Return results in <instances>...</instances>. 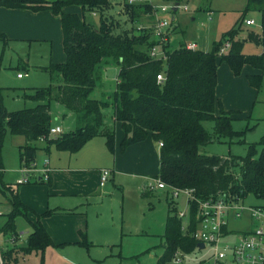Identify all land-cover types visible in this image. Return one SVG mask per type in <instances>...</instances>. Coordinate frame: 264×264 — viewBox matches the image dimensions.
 Returning <instances> with one entry per match:
<instances>
[{
  "label": "trees",
  "instance_id": "obj_1",
  "mask_svg": "<svg viewBox=\"0 0 264 264\" xmlns=\"http://www.w3.org/2000/svg\"><path fill=\"white\" fill-rule=\"evenodd\" d=\"M164 1L181 3L183 0ZM72 6L81 8L82 16L65 11ZM0 8L50 11L60 16L66 56L64 63H51L44 68L49 72L52 82L61 78L60 84L37 88L34 95L25 96L38 103L35 108L9 112L1 105L2 167V149L7 133L26 139L27 144L19 149L21 169L31 168L36 162L40 150L37 144L41 140L46 142L47 150L55 148L74 154L90 140L101 136L106 138L107 147L113 153L115 133L104 129V110L112 107L114 118L121 124L125 134L122 151L145 141L149 136L157 144L163 143L159 155V174L154 178L171 187L194 189L198 199L230 193L243 200L252 195L264 201V137L259 143L249 146L245 157L200 153L203 146L222 139L232 142L246 134L233 130L234 112H226L217 96L218 65L220 61L226 62L235 75H239L245 65L257 70L264 69V0H247L236 26L224 33L210 51L193 50L180 45L175 50L164 51L166 60L151 56V50L160 47L153 31L113 33V22L103 18L104 12L111 8L110 0H0ZM127 8L133 20L152 15L154 10L147 3ZM94 12L100 14L99 27L86 20L85 14ZM249 12L261 14L262 33L250 32L246 40L238 39L241 24H244ZM209 13H212L210 9ZM7 40L6 35L0 33V41ZM246 42L260 46L262 54H244ZM225 43H230V49L226 54H221ZM141 47L146 50L143 51ZM110 67L119 69L112 100L94 99L92 96L102 84L103 73ZM159 74L164 75L163 81L157 80ZM248 80L253 87H260V76L248 75ZM54 101L77 116L78 127L75 131L57 136L50 134L53 128L51 104ZM204 122L214 123V133L205 129ZM3 177H0V191L8 204L12 205L4 232L18 241L16 220L20 217L28 219L26 212L31 209ZM42 183L49 185L51 177ZM143 195L150 196L152 193L144 192ZM167 203L168 216L164 242L161 244L163 253L158 257V264H171L178 253L188 255L199 248V242L191 237L196 228L198 204H192L190 224L184 231L176 203L170 198ZM259 207L264 208V205ZM52 214L53 211H48L42 216ZM32 228L33 232L25 241L24 248L19 251L11 249L5 253L6 264H19L20 251L27 255L41 253V264H44V253L54 243L40 218L32 224ZM80 238L79 244L88 248L87 234L80 231Z\"/></svg>",
  "mask_w": 264,
  "mask_h": 264
},
{
  "label": "rangeland",
  "instance_id": "obj_2",
  "mask_svg": "<svg viewBox=\"0 0 264 264\" xmlns=\"http://www.w3.org/2000/svg\"><path fill=\"white\" fill-rule=\"evenodd\" d=\"M151 1L153 2L150 3ZM127 2V0H122V2L120 0H111V8L103 14L104 19L113 22V33L121 34L132 30L141 33L144 31L152 32L151 27L155 23L154 11L152 15L133 20L127 8L131 5ZM135 2L136 5L140 1L135 0ZM142 2L153 6L165 3L164 0H145ZM181 5H186L188 11L178 10L174 15L176 19L171 18L172 23L179 32L171 34L167 43L159 41L158 53L160 57L156 58H164L162 57L164 51H172L179 48L180 45L187 46L188 43H197L198 50L210 51L213 48V44L219 42L224 33L236 26L246 8L247 0H183ZM210 8L213 9V13H209ZM78 13L81 14V11L79 10ZM94 13H97V22L95 24H93L95 18L91 15L87 14L86 19L90 22L93 21V26L99 27L100 14L98 12ZM250 18L256 24L253 26H247L245 23L241 24L238 39L246 40L250 32L262 33L261 14L249 12L246 19ZM148 21L151 23L149 24ZM140 27H143V29H140ZM147 27L149 30H147ZM153 35L155 39H158L155 34ZM165 46L168 47L163 49ZM54 49L55 46H52L51 42L0 41V108L3 105L9 112L35 108L38 103L26 99L25 96L34 95V90L37 88L61 83V78L52 82L49 72L44 70L52 62L58 63V57H51V51ZM140 49L146 50L144 47ZM243 53L246 55H261L262 48L254 43L246 42ZM19 73L24 74L25 78L23 80L18 78ZM115 75L116 71L113 73L109 72L106 76V81L109 83L104 85V87L111 93L109 97H113L116 89ZM248 75L261 77L259 88H255L250 84ZM103 91L104 89L96 90L92 97L106 100V94L102 96ZM216 92L217 96L222 100L224 110L226 112H234L232 114L234 118L232 122L233 130L246 132V134L242 138H235L232 142L228 139H222L203 146L200 148V153L222 157L230 155L245 157L249 146L259 143L264 137V69L257 70L245 65L242 72L239 75H235L226 62L220 61ZM65 111L67 110L62 105L55 101L52 102L53 123L57 122L61 127L65 125V130H69L67 129L70 128L69 118L63 121ZM111 113H114L112 107L104 110L106 124H110L112 121ZM203 125L208 132L214 133L213 122H204ZM108 126L110 127V125ZM103 141L104 139L99 136L93 142L95 143L93 144L95 149L90 146V148L84 150L80 161L89 166L113 169L114 155L102 146L101 153L100 148L99 150L97 149V144L102 145ZM151 142L154 144L153 141ZM25 144L26 139L23 136H14L7 133L2 149V160L6 169V178L10 181H17L20 176L19 149ZM42 144L46 145V142L39 141V145ZM118 152L120 155L124 153L121 150ZM53 153V156H55L56 152ZM157 153L158 150H156V155ZM44 155V152H42L36 159L35 163L39 169L43 167L44 161L48 158L46 155L44 157ZM156 158L158 159V156ZM157 159L150 163L147 161L146 163L125 161L124 167L120 168V158V169L117 168V170L119 172L123 170V172L114 174V177L111 174L107 181L111 190L109 191V188L105 190L107 195L100 200L103 202L101 203L102 205L99 204L104 209L105 220H107L109 226V235L106 238H94L98 240V243H95L98 245L93 246L92 241L88 237L87 240L90 244L88 248L80 246V248L72 247L70 250L55 252L56 254L51 257L48 264H156L158 256L163 253L161 242L165 234L168 216L167 199L170 197H167L164 191L150 192L147 188L144 191L150 192L152 195L144 196L143 190L140 191V186L148 183L149 179L145 177L159 174ZM9 186L18 191L19 195L20 192L21 194L23 193L24 200L37 205L39 208L47 206L48 201L58 199V197H50L53 193L50 186L46 183H30L21 186L10 184ZM105 191L103 189V193ZM177 202L175 203L179 210L186 209L185 197L180 199V204ZM244 204L246 207L257 208L259 205H264V201L250 195L244 200ZM3 207L6 214H10L12 205L9 203ZM26 216L30 221L24 217L16 220L19 240L12 249L17 251L25 247V241L33 232L32 224L36 223L40 218V215L32 209L26 212ZM6 224L4 222V225ZM228 228L233 239V237H237L234 234L237 235L255 229L256 222L253 223L251 221L248 210H245L240 219L229 218ZM113 243H115V246L110 245ZM154 252H156V255H153ZM178 254V259H181V261L177 264H216L210 260L207 251H199V248L188 255ZM43 257L45 264V253ZM41 262V253L27 255L24 251L19 252V264H41ZM171 264L176 263L172 262Z\"/></svg>",
  "mask_w": 264,
  "mask_h": 264
},
{
  "label": "crops",
  "instance_id": "obj_3",
  "mask_svg": "<svg viewBox=\"0 0 264 264\" xmlns=\"http://www.w3.org/2000/svg\"><path fill=\"white\" fill-rule=\"evenodd\" d=\"M47 1L53 2L55 0ZM120 1L122 2V0ZM138 1H140L139 3H141L145 0ZM79 10L81 11V8L72 6L67 8L65 11L68 13H76L82 16V12L81 14L78 13ZM210 12H214L212 8H210ZM176 13L177 12H175V14ZM87 14L95 18L94 23L93 21L88 22L91 24H95L97 22V14L95 16L93 14L86 13L85 16ZM173 19H176V16H174ZM148 23L150 24L151 22L148 21ZM176 28L177 27H175L173 24L172 34L175 32H179L178 30H176ZM0 33L6 35L8 41L13 40L19 42L37 43L51 42L52 46H55V49L51 51V57H58V63H64L66 60L63 48L61 18L60 16L54 15L50 11L32 12L29 10H10L6 8H0ZM193 44H196L198 49V44ZM187 45H190V43H188ZM205 51L208 52L209 50ZM28 62H30V60H28ZM114 71H116L115 82L117 83L119 69L117 67H110L104 71L102 84L97 89V91L104 89L102 96L106 94L107 99H111V97H109V94L111 93L106 90V87H104V85H107V83H109L108 81H106V76L109 72L113 73ZM24 78L25 76L19 79L23 80ZM63 116V121H65L66 118H69L70 120V128H67L69 130H65V125L61 127L59 124H57V122L53 123V127H61L62 133L75 131L78 127L77 116L69 111H65ZM111 120L113 122L111 121L110 124H106L104 120V129H106L107 131H113L115 133L114 152L111 153L109 151L106 138L104 137H102L104 139L102 145L97 144V149L99 150L100 148L101 153L102 146L114 155L115 159L113 162V169L101 168L99 166H89L83 164V161H80L82 152H84V150H86L87 148H90V146H93V144H95L93 142H95V140H97V138L99 137L90 140L78 153L74 154L68 152H60L55 148H50L49 150H47L46 145H39V143L37 144L38 147H40V150L37 153V157L40 153L44 152V154L48 157L47 159H49L50 161L51 183L49 184V186L51 188V192L53 193L52 195H50V197H58V199L48 201L47 206L45 205L39 208L37 205L24 200L23 193L21 194V192L20 198L23 203H25L29 208L36 211L40 215V221L54 243L53 247H48L45 251V264L49 263L51 257L56 254L55 252L70 250L72 247L80 248V231H83L87 234V237L90 238L93 246L98 245L95 244L98 243V240L94 238H106L109 235V226L107 220H105V213L103 211L104 209L99 205L103 203L100 200L105 195H107V192L105 190L109 188L108 183H106L103 187L100 184L102 170L109 169L111 171V174H113V177L114 174H121L123 170H120V172L117 170V168H119L120 166V158V168L124 167L125 161H129L131 163H146L147 161L148 163H150L156 161V156H158V167L160 166V147L158 148L159 144H157L151 136H149L143 142L129 146L125 151H123L124 153L122 152L123 154L120 155L118 151H122L121 144L124 140L125 134L121 124L116 122L114 113H111ZM108 125H110V127ZM151 141H153L154 144ZM91 148L95 149V146ZM156 150H158L157 155ZM53 152H56L55 156H53ZM3 167L5 169L4 164ZM153 177H155V175L145 177L149 179L148 183L142 184L140 186L141 189L139 188L140 191L143 190V193L146 192L144 190H146L149 183H151ZM3 178L7 184H13L15 186L14 183L16 181H10L6 178V169ZM39 183H42V181H40L39 179L36 181L33 180L31 182V184ZM103 189L105 191L104 193ZM108 190L110 191L111 189L109 188ZM94 205L95 207H93ZM48 211H53V214L48 217H43L42 215ZM163 242L164 240L161 242V244ZM110 245L115 246V243ZM153 255H156V252H154ZM156 264H158V262Z\"/></svg>",
  "mask_w": 264,
  "mask_h": 264
},
{
  "label": "built area",
  "instance_id": "obj_4",
  "mask_svg": "<svg viewBox=\"0 0 264 264\" xmlns=\"http://www.w3.org/2000/svg\"><path fill=\"white\" fill-rule=\"evenodd\" d=\"M129 5H135V0H127ZM151 1L150 3H152ZM177 2H165L153 6L155 23L151 27L153 33L158 38L157 40L162 43H167L172 32L173 23L171 18L178 10L188 11L186 5H181ZM97 13H93L96 16ZM247 26L255 25V21L252 19H246L244 22ZM143 29V27H140ZM147 30L149 28L147 27ZM188 49H197L196 44L187 45ZM230 49V43L224 45L221 50V54H226ZM151 56L153 58L160 57L158 53V47L151 50ZM163 59L166 60V56L163 55ZM24 77V74H18V78ZM158 81L164 80V75L159 74L157 76ZM52 136L62 134L61 127H53L50 131ZM159 147H163V143H159ZM20 177L16 181L17 185H26L33 180L49 181L51 177L50 161L46 159L43 167L38 168V165L34 163L31 168H22L19 170ZM5 175V169L0 165V177ZM111 171L104 169L101 171L100 184L103 187L109 177ZM147 189L150 192L164 191L166 196L170 197L174 202L180 204V199L185 197L186 209L179 210V217L184 221L183 229L186 231L190 224V209L193 203L198 204V211L196 215V228L192 232L191 237L196 239L199 244H204V249L199 251H207L211 261L216 264H264V208L250 207L244 204V200L236 195L230 193H220L216 196L209 197L207 199H198L195 196L194 189H180L171 187L161 181L154 178L149 183ZM8 204V201L0 191V264H6L5 253L11 250L16 239L10 235H6L4 232V222L6 223L7 214L4 211V207ZM248 210L251 221L256 222V228L234 234L231 238V232L228 228L229 218L240 219ZM179 254L173 260L174 263H178L181 259H178Z\"/></svg>",
  "mask_w": 264,
  "mask_h": 264
},
{
  "label": "water",
  "instance_id": "obj_5",
  "mask_svg": "<svg viewBox=\"0 0 264 264\" xmlns=\"http://www.w3.org/2000/svg\"><path fill=\"white\" fill-rule=\"evenodd\" d=\"M176 4L178 5V3H176ZM198 247H199L200 249H203V248H204V244L200 243V244L198 245Z\"/></svg>",
  "mask_w": 264,
  "mask_h": 264
}]
</instances>
